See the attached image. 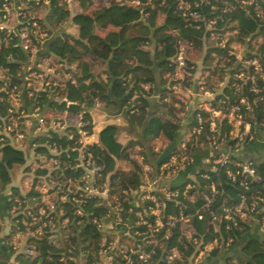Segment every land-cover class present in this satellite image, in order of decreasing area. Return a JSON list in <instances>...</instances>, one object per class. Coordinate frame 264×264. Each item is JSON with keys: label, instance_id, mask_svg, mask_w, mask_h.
<instances>
[{"label": "trees", "instance_id": "trees-1", "mask_svg": "<svg viewBox=\"0 0 264 264\" xmlns=\"http://www.w3.org/2000/svg\"><path fill=\"white\" fill-rule=\"evenodd\" d=\"M3 1L0 0L1 8ZM26 1L29 6L42 5L46 12L42 17L31 18L32 29L24 28V32L33 37V29L37 28L33 22L37 21L46 35L42 38L34 36L32 43L40 48L35 54L32 44L29 48L24 47L19 33L0 27V86L4 88L0 90V216L11 217L9 236L18 231L30 233L22 249L14 244L0 248V264L10 261L11 257H14L15 264H83L84 257V264H98L106 234L94 219L103 218L109 211L103 196L99 193L80 195L78 191L76 194L81 200L75 201L73 193H69L67 199L60 198L56 202L54 209L46 207L44 213H40V208L45 207L43 192L37 182L24 190L17 181L18 176L22 173H34L35 178L45 176L54 184L50 190L59 189L62 196L68 193L66 188L70 183H84L82 176L87 169L82 160L87 162L89 159V166L95 169L94 185L99 188L107 186L109 194L123 199L128 208L133 192L143 182L144 166L134 156L137 148H140L144 161L154 168L179 152L194 154L198 161L199 150L209 151L213 133L223 149L233 150L237 140L230 134L231 124L227 117H217V128L211 131L210 112L199 106L186 120L190 131L187 146H180L183 120L178 113V104L187 106V109L189 106L174 98V84L180 81L186 85L194 84V73L199 66L196 56L187 53L184 79L172 77L167 81L164 74L176 72L175 57L182 43L186 48L202 52V73L207 72L202 84L216 91L211 104L224 108L218 104L219 97L226 96L230 100L240 97L232 90L231 79H228V72L232 73L236 67L233 64L235 57L229 52L230 44L244 40L249 34L257 35L261 32L258 28L263 27L238 0H187L202 13L200 18L184 15L180 0H139V3L101 0L93 8L94 0H73V3H80L81 11H72L68 0ZM211 18L216 22L213 27H208ZM67 21L77 24V34L65 30ZM228 26L238 31L223 44ZM33 54L39 60L45 57L61 60L67 64L69 76L62 84L39 89L29 85L25 76ZM97 64L102 66L101 69H96ZM37 66L34 64V68ZM217 72L221 74V83L213 87V76ZM145 84L149 87L146 88ZM13 93L20 98L18 107H13ZM98 102L104 103L103 109L107 113L125 117L130 133L126 141L119 139L123 126L117 122L103 125L97 140L81 141L82 131L94 132L92 108ZM261 107L259 102L254 120L264 119ZM35 110L51 115L65 110L78 113L80 124L70 123L62 127L48 124L39 129L37 122L35 126L33 124L37 129L34 133L32 127L31 130L27 127L25 118L27 113ZM198 112L208 118L201 133L194 131ZM14 113L22 118L16 119ZM46 116L50 115L43 117L49 122L51 117ZM17 132L24 134L20 143L14 139ZM160 137L168 139L169 144L165 149L157 150L152 141ZM25 140H29L27 148L24 147ZM216 157L212 156V159ZM32 160L44 163L33 168ZM123 160L127 162L126 167L121 165ZM45 162L48 165H44ZM244 164L254 169V175L244 169ZM216 166L194 165L195 169L199 167L195 178L188 177L181 185L184 187L189 180L196 182L197 186L190 189L197 191L196 199L191 201L182 193L179 202L166 200L163 217L183 208L185 213L193 214L191 223L197 236L204 241L219 238V244L199 264H264V160L241 159L232 152L225 162H217ZM227 168L239 170L237 179L227 174ZM203 172L210 173L211 177H204ZM242 177L249 180L247 187L240 183ZM211 180L218 188L210 205L217 214L216 219L210 209L203 207V193L206 191L203 184ZM244 194L246 203L257 197L256 210L250 221L236 216V225L233 219L223 216V206L234 208ZM78 207L83 213L77 212ZM198 209L203 212L202 218L197 215ZM33 215H41V219L34 221ZM43 221L47 222L43 231L36 233V227ZM111 239L113 235L107 234L106 240ZM165 245L179 249L178 264H191L198 253L196 242L182 232L179 223L171 227ZM218 257H222V262Z\"/></svg>", "mask_w": 264, "mask_h": 264}, {"label": "built area", "instance_id": "built-area-1", "mask_svg": "<svg viewBox=\"0 0 264 264\" xmlns=\"http://www.w3.org/2000/svg\"><path fill=\"white\" fill-rule=\"evenodd\" d=\"M9 1L19 0H4L3 7L6 9ZM136 1V0H134ZM243 8L250 12L258 21L260 27L264 28V0H238ZM72 5L73 0H68ZM140 1L137 0V3ZM181 7L184 8L183 14L192 18L202 17V13L193 8L191 2L187 0H180ZM216 22L215 18H211L207 22L208 27H213ZM36 24V21H34ZM0 27H4L0 25ZM261 29L257 35L249 34L244 37L242 41H234L230 44L229 52L234 55L233 64L236 65L235 70L228 72V79H231L232 90L240 95L236 100H230L226 96H221L218 99V104L222 106H214L211 104V99L216 97V91L213 89L202 87L204 94L208 96V102L202 103L199 107L204 108L210 112L209 124L210 130L215 131L217 128V117L225 116L228 122L231 124L230 134L237 140L236 148L245 145L246 142H253L259 136L264 127V119L254 120L255 110L257 104L262 103L261 110L264 113V29ZM236 31V29H234ZM238 31V30H237ZM21 35V40L25 48L30 47L29 35L26 32H18ZM229 31H226L222 43L225 44V40H229L227 37ZM25 38V39H23ZM27 40V41H26ZM175 60L177 62V69L184 68L186 64L185 46L181 44ZM232 64V65H233ZM231 65V67H232ZM229 66V65H228ZM148 88L149 84H145ZM253 94V96H250ZM208 118H205L201 112L197 114L198 124L194 131L201 133L204 128V123ZM45 120L43 116L39 117L38 128H43ZM50 126H60V123L56 119H52ZM10 128V126H9ZM17 138L24 136L23 132H17ZM95 133H88L86 131L81 132V141L83 143L93 141ZM189 139V138H188ZM187 139V140H188ZM181 142L180 146L186 148V142ZM208 155L205 157V161L211 164V167L216 168L217 162H225L230 153L233 150L223 149L222 144L218 140V137L213 133L210 137ZM212 159V156H216ZM84 157V156H82ZM88 161H83L82 164L86 167V172L82 176L83 184L70 183L66 190L68 193L62 195V199H67L69 193L72 194V198L75 201H80L81 198L76 194L80 191V195L99 193L103 196L104 202L108 205V213L101 219L95 218L97 226L107 235H113V239L107 241L106 235L103 238L104 247L101 250V255H105L108 259L106 264H171L175 263L177 257L180 256L179 249L176 246L166 247L165 240L169 238L171 227L180 224L182 232L189 238H192L198 247V253L196 257H201L209 253L213 248L219 244V238L213 237L207 241H204L195 234V229L192 226L191 218L192 213H185L183 208H180L178 213L167 214L163 217L162 208L165 205L166 200H175L179 202V195L183 193L186 198L191 201L196 199L197 191L190 190L197 186L196 182L191 180L187 181L185 186L182 187V183L189 177L195 178V171L199 170V167L193 169V173L186 179L179 182H174L176 176L189 167L198 165H206L204 160L202 162L197 161V157L189 152L173 153L169 159L162 161L159 165L153 169L151 165L144 166L143 182L139 189L136 190L130 206L126 208L124 201L118 196H111L108 192V187L99 188L94 185V168L89 166ZM244 169L254 175V169L244 164ZM239 170L234 171L231 168H227V174L232 179H237ZM204 177L210 178L211 175L208 172H203ZM249 180L246 177L240 179V183L245 187L248 186ZM206 191L203 193L204 202L203 207L210 209V205L213 202L216 193L218 192L217 184L214 180L205 182L203 184ZM247 196L244 194L242 200L234 207L228 205L223 206V216L226 219H233L237 225L238 220L236 216L245 220V216L248 213H252L256 210L257 197L255 196L250 203H246ZM260 199H263L261 196ZM149 201V202H148ZM15 210V207H14ZM45 207H41L39 212L44 213ZM213 214V218H217V214L214 210L210 209ZM30 212V211H29ZM78 213H83L81 207L77 208ZM199 218L203 217V212L200 209L197 210ZM34 221L41 219V215H33ZM67 221V219L65 220ZM47 222L43 221L36 229V233L43 231V225ZM264 228V222L262 224ZM117 230H120L118 233ZM122 243L120 242L121 238ZM121 254L120 258H117ZM157 258L155 259V257ZM102 264V258L98 262Z\"/></svg>", "mask_w": 264, "mask_h": 264}, {"label": "rangeland", "instance_id": "rangeland-1", "mask_svg": "<svg viewBox=\"0 0 264 264\" xmlns=\"http://www.w3.org/2000/svg\"><path fill=\"white\" fill-rule=\"evenodd\" d=\"M98 2H101V0H94V3L93 5H91V8L94 7V5H96ZM71 10L72 11H81L83 10L82 9V6L80 5V3L77 1L75 2L74 1V4L72 3V7H71ZM46 12V8H44L42 5H32V6H29L27 4V1L26 0H22L21 2L17 1H9L8 3V6L6 9H1L0 8V25H3L5 27H7L8 30L10 31H14V32H23L24 28H31L30 27V19L31 18H35L36 17H42L44 15V13ZM64 28L65 30L69 31L70 33H74V34H77L78 33V26L77 24L73 23V22H70V21H67L65 22L64 24ZM33 26H37L36 29H33V35L36 36V37H45L46 35V32L41 29V26L40 24L36 21V24L33 22ZM32 29V28H31ZM7 30V31H8ZM230 33H228L227 37L229 38H232L233 36L235 37V34L237 33V29L236 31H234V29L230 28V26H228V30ZM30 37V40L28 41V43L30 42V44H32V49L34 51V53L36 54L37 52L40 51V48L37 47L36 44L32 43V41H34L33 38L35 37ZM25 39V38H23ZM33 39V40H32ZM27 41V40H26ZM185 46V45H184ZM187 53L191 56H196V55H201L202 52H199V51H195L193 48L190 49V47L187 46ZM190 51V52H189ZM185 55H186V52H185ZM37 61V62H36ZM30 65H28L27 67V72H26V76L25 78L27 77V80H28V84L29 85H34L35 87H37L38 89L39 88H43L45 86H50V85H56L58 83H63L67 76H69V72L66 71V67H67V64H64L62 63L61 60L57 59V58H48V57H45L43 58L42 60H39L37 58L36 55H32L31 58H30ZM38 65L36 68H34V64ZM75 67V65H74ZM101 65L100 64H97L96 65V69H101ZM33 69H36V70H33ZM0 74H1V71H0ZM221 74H219L218 72L217 73H214V76H213V79H214V82H213V87H217L220 85V81H221ZM206 78H204L205 80ZM206 84V83H205ZM183 85V83H182ZM3 87L0 86V90L3 91ZM177 94H182V92L180 91H175V97L174 98H179L180 100H182L180 98V96H177ZM184 97H185V94H183ZM12 101H13V104L14 106L13 107H18L21 105V102H20V98L19 96L16 94V93H13L12 94ZM183 101V100H182ZM180 107H179V114H180V117L182 119L183 117V111L186 109L184 106H182L181 104H178ZM103 106H104V103L101 102L100 103V106H98L97 108L94 109V112H95V115H96V121L99 123L100 120H103L104 119V115H103V112L101 109H103ZM37 114H35V116H32L34 118L31 117V120L30 119V116H27L26 115V118L25 119H28V122L27 120H25V122H27V127H29V125H33L34 121L36 122H39V117L40 116H43L44 115H50V116H46L48 117L49 119V122H46L45 121V124L43 125V127L47 126L48 124L50 125L51 123V119H56L57 122L59 123L60 121L59 120H62V114H50L48 112L45 111L44 114H42L41 111H36ZM77 113L75 114H71L69 115V118L68 116H65V120L67 121V119H69L68 121H76V119H80L81 116L80 115H76ZM14 117L20 119L22 118L20 116V114H15L14 113ZM16 118V119H17ZM63 118V119H64ZM37 129H33L32 132L36 133ZM188 135L190 136V131L187 132ZM126 134H122V139L125 140L126 139ZM16 140V139H15ZM166 141V140H165ZM17 142H21L19 140H17ZM153 142V141H152ZM153 144H155L156 146L158 145H164V142L163 141H160L158 140V142H153ZM29 145V140H25L24 141V146L25 148H27V146ZM162 148V147H161ZM165 148V147H164ZM163 148V149H164ZM140 151V148H137L136 149V152L134 153V156L137 157V159H139V161L142 162L143 166L147 164H149L148 162L144 161V158H143V155H141V153L139 152ZM42 162L40 161H34L32 160V165L33 166H37V165H40ZM44 163V162H43ZM42 163V165H43ZM124 163V162H123ZM123 163H121V165L123 166ZM44 165H48L47 162H45ZM127 166V164H124ZM151 165V164H149ZM157 165V164H156ZM152 166V165H151ZM41 167V166H40ZM155 169V168H153ZM26 176V175H25ZM28 176H30L26 181H27V186L30 187L31 186V183L33 182H37V184L41 185V186H44L43 189H45V194L47 195L48 193H50L49 195V198L54 201L58 196H59V189H55V190H50V189H53V182L52 181H49L45 176H40V177H36L35 178V174L34 173H29ZM36 179V180H35ZM254 215L252 213H248L247 216H245V220L247 221H250L251 219H253ZM66 222V221H64ZM64 222H63V225H64ZM61 225V226H63ZM57 228V227H56ZM59 232V231H58ZM29 236V234L27 232L24 233V235L22 236V239H24V241L27 240V237ZM103 255H101V258L103 259ZM180 257V256H179ZM206 257V254L201 256V257H195L194 259H192L191 261V264H199L201 261H203ZM218 259L222 262V257H218ZM85 262V257L83 258V264ZM36 264H39V263H36ZM174 264H178L177 260Z\"/></svg>", "mask_w": 264, "mask_h": 264}, {"label": "crops", "instance_id": "crops-1", "mask_svg": "<svg viewBox=\"0 0 264 264\" xmlns=\"http://www.w3.org/2000/svg\"><path fill=\"white\" fill-rule=\"evenodd\" d=\"M75 2H77V1H75ZM133 2L137 3V0L136 1L133 0ZM184 45H185V52H186V56H187L186 44H184ZM195 59L199 63V66H198L197 70L194 73V80H195L194 84L193 85H186V84L183 83V85H182V81L177 82V83L174 84L175 91H179V92L181 91L182 92V94H177V96H180V98L184 102H186L187 105L189 106L188 109H187V106H186V109L183 111V117H182L183 125H182V131L180 132L181 138H182L181 142L184 141V140H187L189 138V135L187 133L189 131L188 130V122L186 121L188 119L189 113L195 107L199 106L200 104L208 102V99H209L208 96L206 94H204V91L202 89V87L204 86V84H202V83H204V81H205L204 78L206 77L205 74L207 72L205 74L202 73L203 67H202V64H201L200 56L196 55ZM164 76H165L167 81H169L172 77L184 79L185 78L184 68L176 69V72L174 74L166 72L164 74ZM156 88L158 89L159 86H156ZM183 94H185V97H184ZM100 103L101 102H98L97 105L92 108V113H93V117H94V133H95V137H94L93 140H97L98 131L103 125H105L108 122H117V123H119V124H121L123 126V128L121 129V131L119 132V135H118L119 139L121 141H123V142L126 141L130 137V133L127 130L128 122H127V120L125 119V117L123 115L109 114L104 109H101L102 112H103V115H104V119L100 120L99 123L95 120L96 119V115H95L94 109L97 108L98 106H100ZM175 103L178 104L179 102L176 101ZM35 114H37L36 110L32 111V112H29L26 115L30 116L29 120H31V117L35 116ZM61 114H62V120H59L60 121L59 123H60L61 127L66 125V124H70V123L71 124H77V125L80 124V119L79 120L76 119V121H73V120L72 121H68L69 119H67V121L65 120V118H64L65 116H68V118H69V115L75 114L74 112L65 110ZM76 115H80V114L77 113ZM32 118H34V117H32ZM26 120L28 122V119H26ZM36 123L37 122L34 121V123H33L34 126L36 125ZM34 126L33 125H31V126L29 125L30 130H31V127H32V130H33ZM123 133L126 134V136H127L125 140L122 139V134ZM14 139H16V140L19 139V141H20L21 138L14 137ZM158 140L163 141L164 145L163 146L162 145L161 146L160 145L156 146L154 144L155 149H157V150L163 149L164 147L166 148L168 146V144H169L168 139L162 138V137L154 139L153 142L156 143V142H158ZM199 151L200 152H198V154H199L198 162H202L204 160V162L206 163L207 161H205V157L208 155V150L201 149ZM233 154L236 155L237 157L241 158V159L264 160V128L262 129V131L260 133V136L255 141H253L251 144L242 145V146L236 148L233 151ZM121 163H123V167H126V165H124V164H127V162L125 160H123ZM206 164H209V163L207 162ZM33 168H35V166H33ZM193 168H194V166H189V167L185 168L182 171V173H180L178 176L175 177V179L173 181L174 182L183 181L190 174L193 173ZM25 175L23 173L20 174L18 176L17 181L24 188V190H27V189H29L31 187V186L30 187L27 186V181H26L30 176H28V174H25ZM33 183H31V185ZM37 187L43 192L42 202L45 205V208L47 207L49 209H54L56 207V202L60 198H63L62 196L59 195L54 201H52L49 198V196L51 194L50 193H48L47 195L45 194V189H43L44 186H41V185L37 184ZM10 222H11V217L9 215L3 216V217L0 216V224H1L0 248L3 247V246L14 244V246L19 247V249H22L24 247L25 242H26V241H24V239H22V236L24 235L25 232L18 231L15 234H13L12 236H9L8 234L10 232ZM117 232L119 233L120 230H117ZM27 233L29 234L30 232H27ZM15 262L16 261H15L14 257H11L10 261L2 262V263H4V264H15ZM107 262H108V259L104 255V257L102 259V264H106Z\"/></svg>", "mask_w": 264, "mask_h": 264}]
</instances>
